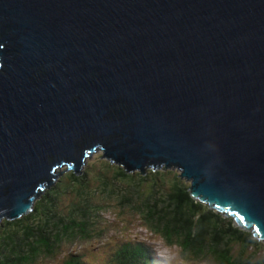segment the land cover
Wrapping results in <instances>:
<instances>
[{
  "label": "water",
  "instance_id": "water-1",
  "mask_svg": "<svg viewBox=\"0 0 264 264\" xmlns=\"http://www.w3.org/2000/svg\"><path fill=\"white\" fill-rule=\"evenodd\" d=\"M98 147L264 241V0H0V215Z\"/></svg>",
  "mask_w": 264,
  "mask_h": 264
},
{
  "label": "trees",
  "instance_id": "trees-1",
  "mask_svg": "<svg viewBox=\"0 0 264 264\" xmlns=\"http://www.w3.org/2000/svg\"><path fill=\"white\" fill-rule=\"evenodd\" d=\"M103 154L77 174L61 167L27 212L0 215V264H170L154 253L156 239L178 249L173 264H264V241L196 200L179 167L144 173Z\"/></svg>",
  "mask_w": 264,
  "mask_h": 264
},
{
  "label": "rangeland",
  "instance_id": "rangeland-1",
  "mask_svg": "<svg viewBox=\"0 0 264 264\" xmlns=\"http://www.w3.org/2000/svg\"><path fill=\"white\" fill-rule=\"evenodd\" d=\"M103 153V151L102 150H100V149H97L94 153H93V156H91L89 159H86L85 158V160L82 162V163H84L83 164V166L86 164V163H88V161L90 160V161H92V160H94L95 159V157L96 156H101V154ZM160 165V164H159ZM81 166V165H80ZM62 167V166H61ZM61 167L60 168H58L55 172H53L54 174L55 173H58L59 172V170L61 169ZM62 168H65V166H63ZM84 168H82L81 170H83ZM63 169H61V171H62ZM53 174V175H54ZM64 173H62V175H63ZM161 175V174H160ZM171 175V174H170ZM172 178H174V176L172 177ZM171 178V179H172ZM170 181V180H169ZM164 180L162 179V182H160L159 184H158V186L159 187H165L164 186ZM168 184H169V182H167ZM73 200V197H72V195L70 194V193H68V195L66 196V197H63L62 198V201H64V203H67V202H70V201H72ZM1 218V217H0ZM135 225H137L138 227H140L141 225L139 224V223H136ZM248 230H251L252 232H254V229L253 228H249ZM131 234H132V236H134L135 238H137V237H139V236H141V235H143L144 233H146V231H145V229H143V228H136L135 230H134V234L137 236H135L130 230H128ZM153 243H154V246H155V248H154V253L155 254H157L159 257H162V258H164V259H166V261H164V262H166V263H170V264H172V263H174V261H173V257H175L176 255H177V248H170V247H168V246H166L161 240H159V239H156V240H153ZM203 264V263H202ZM207 264V263H206Z\"/></svg>",
  "mask_w": 264,
  "mask_h": 264
},
{
  "label": "clouds",
  "instance_id": "clouds-1",
  "mask_svg": "<svg viewBox=\"0 0 264 264\" xmlns=\"http://www.w3.org/2000/svg\"><path fill=\"white\" fill-rule=\"evenodd\" d=\"M98 149L102 150V149L99 148V147H98ZM93 150H94V151H92V154L90 155V157L93 155V153H94L97 149L94 148ZM85 155H86V153H85ZM90 157H89V158H90ZM87 158H88V155H86V159H87ZM84 160H85V159H84ZM82 162H83V161H81V164H80L81 166L78 168V169H79L78 172H80L81 169L83 168V164H84V163H82ZM149 166H151V165H149ZM149 166L145 167L143 170H140V171H142V172L145 173V171H147V170H145V169L148 168ZM60 167H61V166H60ZM60 167H59V168H60ZM62 167H63V166H62ZM75 172H76V174L78 173L77 171H75Z\"/></svg>",
  "mask_w": 264,
  "mask_h": 264
},
{
  "label": "bare ground",
  "instance_id": "bare-ground-1",
  "mask_svg": "<svg viewBox=\"0 0 264 264\" xmlns=\"http://www.w3.org/2000/svg\"><path fill=\"white\" fill-rule=\"evenodd\" d=\"M197 200V199H196ZM157 255V254H156ZM158 256V255H157ZM162 258V257H161ZM162 259H164V258H162ZM165 261H166V259H164ZM173 264V263H172Z\"/></svg>",
  "mask_w": 264,
  "mask_h": 264
}]
</instances>
